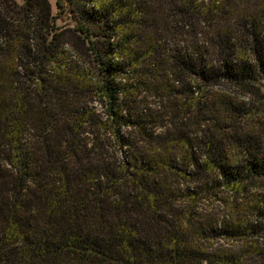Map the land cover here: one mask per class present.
I'll use <instances>...</instances> for the list:
<instances>
[{
	"label": "trees",
	"instance_id": "trees-1",
	"mask_svg": "<svg viewBox=\"0 0 264 264\" xmlns=\"http://www.w3.org/2000/svg\"><path fill=\"white\" fill-rule=\"evenodd\" d=\"M56 1L0 0V264H264V102L213 91L264 0Z\"/></svg>",
	"mask_w": 264,
	"mask_h": 264
},
{
	"label": "rangeland",
	"instance_id": "rangeland-1",
	"mask_svg": "<svg viewBox=\"0 0 264 264\" xmlns=\"http://www.w3.org/2000/svg\"><path fill=\"white\" fill-rule=\"evenodd\" d=\"M18 2L22 3L24 0H17ZM51 2V5H52V10H53V14H58V10H59V7H58V4H57V1L56 0H50ZM57 22L58 24H60L62 27H65L67 26L68 24L70 23H73V21L70 19V16H67V15H57ZM175 27L177 26H173V30H177ZM180 29L183 30L182 27H179ZM187 29V28H186ZM188 33V32H186ZM178 38H172V41H170L171 43H176V42H179L178 39L182 38L180 41L182 42L184 39L186 40H190L192 39L191 37V33L189 32V34L185 37V34H181L179 36H176ZM170 45V43H169ZM213 91H215L216 93L219 94V96H223V97H229V98H232L234 99L235 101H237L238 103H243V104H248L250 105V103L253 102V104H259V103H262L264 102V83H260V84H257V87L255 86H251V88H248V87H243V86H240V85H235L233 83H223L222 86H218L217 89L214 88ZM151 99H153L151 97ZM154 101H158V98H154L153 99ZM99 108L102 109V107L98 104L97 105ZM254 110V109H253ZM248 128V126L246 127ZM252 189L251 191L254 192L256 190H261L263 187H264V177L257 180L256 183L253 185L252 184ZM220 203L217 202V200H208L206 201L205 203H202L201 204V207H204V208H211L213 206H216L218 208H220L219 206ZM221 242H224L223 240H221ZM226 243L227 242H233L232 240H229V241H225Z\"/></svg>",
	"mask_w": 264,
	"mask_h": 264
}]
</instances>
